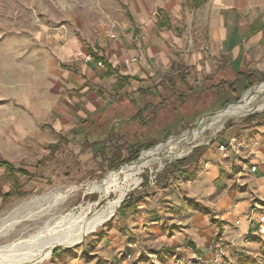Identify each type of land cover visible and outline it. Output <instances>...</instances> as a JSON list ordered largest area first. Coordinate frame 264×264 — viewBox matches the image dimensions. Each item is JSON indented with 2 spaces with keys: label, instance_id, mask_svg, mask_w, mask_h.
<instances>
[{
  "label": "rangeland",
  "instance_id": "obj_1",
  "mask_svg": "<svg viewBox=\"0 0 264 264\" xmlns=\"http://www.w3.org/2000/svg\"><path fill=\"white\" fill-rule=\"evenodd\" d=\"M159 2L0 0V157L26 169L32 176L20 175L24 191L6 199L0 207V235H4L0 238V245L21 238L23 234L26 237L27 234L44 230L43 227L47 225H54L55 237L78 234L85 229L87 222L106 210L111 203L121 200L116 212L88 232L80 243L71 247L57 245L51 256L33 264H78L80 255L81 260L89 259L86 257L88 254L102 248L98 244L102 237L99 233L109 236L110 240H122L118 219H121L120 209L129 195L133 194L134 199L140 202L157 196L162 189L157 183L160 178H157L158 175L167 172L165 181L167 176L171 179L173 173L172 166L166 168L171 164L165 166L167 161L177 163L188 157L193 145L201 142L204 144L195 149L202 146L218 148L214 144L220 135L229 133L228 125L239 126L248 116L243 115L251 110L249 103L231 105L218 120L205 118L227 102L236 101L244 93V87H237L236 91L226 88V94L204 90L194 82L183 88L179 79L172 75L167 81L178 82L180 87L175 92L166 84L168 91L161 97L167 102L164 107L155 110L154 115L151 112L144 113L146 127L130 120L125 133L121 134L118 123L111 122V127L106 112L100 113L89 118V123L95 120V127L85 125L84 131L89 129L86 133L90 135L88 141L79 135L73 142H67L64 136L60 147L51 152L48 145L56 141L60 134L52 133L44 124L50 123L54 97L61 93L65 96L61 71L69 67L67 60L57 56V48L66 44L71 37H77L84 46L101 39H109V44H113L116 38H125L128 25L143 17L146 8L155 10L160 6ZM190 77L195 80L194 76ZM156 92L159 93L158 90ZM255 96H264V85L256 89ZM263 109L264 103L257 111L263 112ZM176 111L180 113L176 114ZM179 118L186 119L192 126L185 128V125L177 124ZM202 118L205 119L200 129L187 131L185 138H178L177 135L193 127ZM158 126H162L161 132L155 137L151 136ZM168 132L172 133L163 136L162 133ZM155 139L159 140L156 143L158 145L149 150L144 149L139 160L118 170L109 169L104 158L110 157L115 147L126 143H150ZM94 140L103 141L106 153L104 150L99 151L100 148L90 147ZM201 154L197 151L194 157ZM153 156L157 159L155 164L143 167L145 159ZM2 172L0 169V174ZM195 173L194 170L189 172L190 176ZM178 181L174 177L166 185L169 187L167 191L177 194L184 205L181 209L175 205L174 208L178 209L172 210V215L178 218V215L187 213V218H190L197 211L204 215L211 214L206 207L190 200L182 186H178ZM167 200L163 201L164 206L172 208ZM185 200H188L187 204ZM257 200H253L252 205ZM189 211L194 212L189 215ZM215 215L218 213L211 214L206 226L200 225L195 219L192 222H163L160 227L166 231L164 235L167 231H174V236L169 234L173 239L170 243L155 245L149 240L154 237L145 233L142 241L144 247L139 251L141 262L138 264H264V237L253 240L247 246L243 243L244 233L239 225ZM202 235L211 238L206 246L204 239H200ZM95 236L98 240L92 241ZM129 253L130 250L125 251L126 256ZM127 259L129 262L137 260L132 255Z\"/></svg>",
  "mask_w": 264,
  "mask_h": 264
},
{
  "label": "crops",
  "instance_id": "obj_2",
  "mask_svg": "<svg viewBox=\"0 0 264 264\" xmlns=\"http://www.w3.org/2000/svg\"><path fill=\"white\" fill-rule=\"evenodd\" d=\"M159 3L155 10L146 8L143 17L128 25L125 38L120 36L113 44H109V39H101L84 46L77 37H71L57 48V56L67 60L69 67L61 71L65 96L61 93L54 97L50 123L44 124L52 133L60 134L48 145L51 152L60 147L64 136L67 142H73L79 135L88 141L89 129L85 132V125L95 127V120L89 123V118L100 113L106 112L111 127V122H117L124 134L127 122L139 110L154 103L156 98L158 102L164 101L161 96L168 91V85L177 91L179 81H167L177 72L186 74L188 85L194 82L204 90L221 93L229 89L230 81L238 80L237 87H243L246 79L240 76L242 73L264 72V0H160ZM109 70L117 73L109 75ZM118 75H129L132 80L115 94L112 87ZM146 109L151 111L152 106ZM252 125L243 129L235 124L229 133L220 135L214 145L232 143L228 151L208 148L189 163L172 167L171 174V179H179L178 186H182L190 200L206 207L208 213H218L214 217L220 216L228 222L240 218L243 233L257 227L256 222L249 225L247 220L252 201L264 200V118ZM253 165L256 171H251ZM0 169L3 170L1 207L6 199L16 195L8 196V193L16 191L17 183L19 191H24L20 175L32 176L23 168L24 173L16 174L4 167ZM192 170L196 172L194 176L189 174ZM164 175L167 172L159 176L157 183L162 189L157 196L142 202L134 199L120 209L122 240H110L99 233L102 237L98 244L102 248L88 254L89 259L81 260L80 255L78 264H138L145 233L154 237L149 240L155 245L172 242L169 234L174 231L164 235L166 231L160 227L163 222L195 219L200 225L209 223L211 214L199 211L190 218L187 213L178 218L172 215L171 211L178 209L175 205L179 209L184 205L177 194L167 191L171 179L167 176L164 181ZM164 198L172 208L164 206ZM184 202L187 204L188 200ZM188 208L194 210L192 206ZM200 239H204L205 246L211 240L203 235ZM126 250L131 252L127 256ZM131 255L137 260L129 262L127 258Z\"/></svg>",
  "mask_w": 264,
  "mask_h": 264
},
{
  "label": "trees",
  "instance_id": "obj_3",
  "mask_svg": "<svg viewBox=\"0 0 264 264\" xmlns=\"http://www.w3.org/2000/svg\"><path fill=\"white\" fill-rule=\"evenodd\" d=\"M115 73H117V72L111 71V70L108 71L109 75H112ZM240 76H242L243 78L246 79V83H245V85H243L244 91L246 89H248L250 86H253L256 83L264 80V72H260V71H256V70L249 72V73H242ZM176 77H177V79H179L178 81H180L182 83V87L188 85L187 81H186L187 76L184 72H177ZM131 80L132 79L129 75H118V80L114 83V85L112 87V91L115 94H118L120 91H122L124 88H126V86H128V84L130 83ZM174 83H177V82H174ZM237 86H238V80H234V81L229 82V88L231 91H236ZM175 92H177V91L175 90ZM239 98L240 97H238L237 100ZM183 100H186V99H183ZM158 101L159 100L156 98L154 103L153 102L148 103L147 107L152 106L151 111H148V112H151L154 115L155 110H157L159 107H164L166 102H167V101L166 102L165 101L158 102ZM228 103H230V102H227L226 104H228ZM152 104H154V105H152ZM147 107H144L142 110H139L138 113L132 117V121L135 120V121L141 123L144 127H146L147 126V119L144 118L145 117L144 113L147 112V110H148V109H146ZM177 113H180V112L176 111V114ZM261 118H264V111L263 112H256V113L248 115L238 125L242 128H248L252 124H254V123L256 124V122H258V120ZM170 120L171 119H169L165 122H168ZM184 120H183V118H181V119L179 118V120L177 121V124L180 123L183 126L185 125V128L192 126V123L186 121V119H184ZM181 121H183V122H181ZM163 124H162V126H163ZM234 125L235 124H229L228 126L233 127ZM44 126H48V125L46 124ZM162 126L156 127V131L152 132L153 134L151 133V136L155 137L158 133H160ZM170 133H172V132L162 133V134L164 136L167 134L170 135ZM109 136L110 135H108V137ZM124 136L126 137L127 135H124ZM122 137H123V135H122ZM158 141H159L158 139H155L154 141H151L150 143H148V142L147 143L136 142L133 144H129V143L128 144L127 143L126 144H120L119 146L114 148V152L110 157H105L104 159L107 160L109 169H118L122 165L130 164L132 161H135L136 159H138V157L140 156L141 152L144 149L152 148L153 146L156 145V143ZM90 147L93 149L100 148L99 151L104 150V153H106L105 146L103 144V141H101V140H96V141L92 142L90 144ZM207 148H208L207 146L199 147V148L195 149L193 151V153L190 154L188 157L178 160L177 163H171L166 168H169V166H172V167L183 166V165L189 163L193 159V157L196 155L197 151H199V154H201ZM0 167H4L6 170L10 171L13 174H16L18 172H20V173L25 172L23 169L16 167V165H14L12 162L8 161L7 159L1 158V157H0ZM178 170L180 171L181 169H178ZM159 176H160V174L158 175L157 178H159ZM147 181H148V178H147ZM157 182H158V179H157ZM19 188H20V186L17 183L16 191L8 193V196H11L14 194L20 195L22 192L19 191ZM132 202H134L133 194L129 195V198L126 199V201L123 203L121 208L126 204H131ZM193 202H195V201H193Z\"/></svg>",
  "mask_w": 264,
  "mask_h": 264
},
{
  "label": "bare ground",
  "instance_id": "obj_4",
  "mask_svg": "<svg viewBox=\"0 0 264 264\" xmlns=\"http://www.w3.org/2000/svg\"><path fill=\"white\" fill-rule=\"evenodd\" d=\"M232 105H239V104H232ZM230 107H232V106L230 105ZM230 107H228V108H230ZM228 108H226V109H228ZM226 109L221 110L220 112H218L217 114H215L209 118H211V120L213 119L215 121L218 120L221 116L224 115ZM198 129H200V128H198ZM198 129H194L191 132L198 130ZM186 136H187V133L185 132L182 135H179L178 138L182 139V138H185ZM141 156H142V154H141ZM167 156L168 155L163 156L162 159L167 157ZM171 156H172V154H171ZM156 160L157 159L154 156L152 158L145 159V161L143 163V167H146V166L148 167V166L154 165ZM131 180H133V179H131ZM120 203H121L120 199L118 201L111 203L108 206V208L106 207V210L99 213L98 215L95 216L94 219L87 222L85 229H83L81 232H78V234H75L72 236H69L70 235L69 234V235H67L68 237L64 236V238L55 237L54 236V225L53 226L47 225V226L43 227L44 230L37 231V232L30 234V235L27 234L26 237H24L25 234H23V235H21V238L7 241L8 242L7 244L0 245V264H33L35 262L43 260L46 257L51 256L52 250L57 245H63V246L71 247L73 245H76L77 243H80L88 232L95 229L105 218L114 214L116 212V210L118 209ZM2 236H4V235H0V238Z\"/></svg>",
  "mask_w": 264,
  "mask_h": 264
},
{
  "label": "water",
  "instance_id": "obj_5",
  "mask_svg": "<svg viewBox=\"0 0 264 264\" xmlns=\"http://www.w3.org/2000/svg\"><path fill=\"white\" fill-rule=\"evenodd\" d=\"M263 84H264V80H263V81H260V82H258V83H256V84L253 85V86H250L248 89H246V90L244 91V93L242 94V96H241L238 100L226 104V105H225L224 107H222L221 109H218L217 111H215V112H213V113H210V114L206 115L205 118H209V117H211V116L217 114V112H219V111H221V110H223V109H226L227 107H229V106L232 105V104H239V105H242V104H244V103H249V104H251V110L248 111V112H246L243 116H247V115H250V114H253V113L258 112V111H257L258 107H259L262 103H264V96H255V91H256L257 88H259V87H260L261 85H263ZM262 111H264V109H263ZM205 118H202V119L198 120V121L195 123V125H194L193 127L186 129L184 132L192 131V130H194V129H198V128H200V126H201V124H202V122H203V120H204ZM184 132H183V133H184ZM183 133H182V134H183ZM182 134H180V135H182ZM177 136H179V135H177ZM209 142H210V141H209ZM202 144H204V142H201V143H198V144H196V145H193V147L191 148V150L188 152L187 155L191 154V152H193V150H194L196 147H198V146H200V145H202ZM157 145H158V144H157ZM157 145H155V146H157ZM155 146H154V147H155ZM152 148H153V147H152ZM148 150H149V149H148ZM143 151H144V150H143ZM143 151H142V152H143ZM142 152H141V154H142ZM141 154H140V156L138 157V159H136L135 161H137V160L140 159ZM135 161H132L131 163H133V162H135ZM172 162H173V160H169V161H167L166 164H165V166H167L168 164H170V163H172ZM131 163H130V164H131ZM125 165H127V164H125ZM125 165H122L121 167H123V166H125ZM165 166H164V167H165ZM164 167H163V168H164ZM117 170H118V169H117ZM124 200H125V198H124ZM124 200H123V201H124ZM123 201H122V202H123ZM120 205H121V204H120ZM85 236H86V235H85Z\"/></svg>",
  "mask_w": 264,
  "mask_h": 264
},
{
  "label": "built area",
  "instance_id": "obj_6",
  "mask_svg": "<svg viewBox=\"0 0 264 264\" xmlns=\"http://www.w3.org/2000/svg\"><path fill=\"white\" fill-rule=\"evenodd\" d=\"M100 65H103V63L101 62ZM230 147H232V143H229L228 145H222L221 150L228 151ZM256 169V165H253L251 167V171H256ZM247 220L249 221V225L254 222H256L257 224V227L248 228V230L243 234V243L248 246L253 242V240L264 237V200L255 201L254 205L251 206V209L247 215ZM240 223V218L235 220V224L239 225Z\"/></svg>",
  "mask_w": 264,
  "mask_h": 264
}]
</instances>
